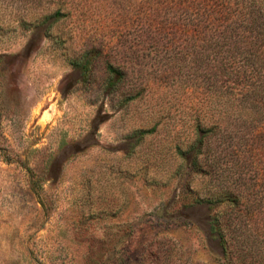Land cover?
I'll return each instance as SVG.
<instances>
[{
  "label": "rangeland",
  "instance_id": "rangeland-1",
  "mask_svg": "<svg viewBox=\"0 0 264 264\" xmlns=\"http://www.w3.org/2000/svg\"><path fill=\"white\" fill-rule=\"evenodd\" d=\"M193 1L0 0V264H264V113L181 42Z\"/></svg>",
  "mask_w": 264,
  "mask_h": 264
},
{
  "label": "trees",
  "instance_id": "trees-1",
  "mask_svg": "<svg viewBox=\"0 0 264 264\" xmlns=\"http://www.w3.org/2000/svg\"><path fill=\"white\" fill-rule=\"evenodd\" d=\"M188 9H191L192 13L188 16L190 20L184 23L185 28L181 29V34H178L181 42H191L199 48L198 51L212 54L210 67L205 68L207 77L213 81L222 76L235 82L227 86L224 94H238L244 97L247 104L241 105L248 114L253 115L254 111L258 110L264 113V0H197L189 2ZM58 13L57 11L55 14ZM158 24L159 22L153 24L152 21H147V26L141 34L145 32L149 42L159 44L160 41L167 44L162 40L169 37L159 36L161 30ZM190 29L196 32L194 39L189 36L193 34ZM175 36L176 34L173 38ZM220 53L224 56L217 55ZM100 55L101 50L98 48L86 50L73 64L87 74L94 59ZM106 71V86L111 89L123 82L128 74L126 66L112 62L106 64ZM190 71L194 69L190 68ZM239 83L243 85L237 90ZM214 90L216 91V88ZM151 130H139L136 133L142 135ZM208 131L209 129L199 128V135L191 148L196 151L195 156L201 152Z\"/></svg>",
  "mask_w": 264,
  "mask_h": 264
}]
</instances>
